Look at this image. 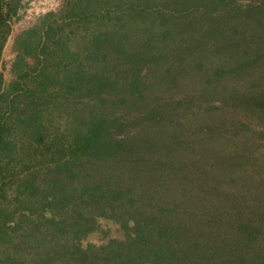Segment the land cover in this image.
Wrapping results in <instances>:
<instances>
[{"label":"trees","instance_id":"1","mask_svg":"<svg viewBox=\"0 0 264 264\" xmlns=\"http://www.w3.org/2000/svg\"><path fill=\"white\" fill-rule=\"evenodd\" d=\"M66 3L0 70V264H264V0Z\"/></svg>","mask_w":264,"mask_h":264},{"label":"rangeland","instance_id":"2","mask_svg":"<svg viewBox=\"0 0 264 264\" xmlns=\"http://www.w3.org/2000/svg\"><path fill=\"white\" fill-rule=\"evenodd\" d=\"M66 5V0H23L22 8L18 12V17L14 21H12L11 33L2 52L0 70L4 78L3 88L8 89L10 85L16 82L17 80L15 75L12 73V69L19 55V53L16 51V42L20 35L31 28L39 26L41 20L47 14L54 13L60 16L61 13L65 10ZM84 102L87 104H92L93 101L90 102L89 100H85ZM207 103H212V100L210 99ZM215 105L220 107L221 102H216ZM227 112H229L233 118H237L240 121L247 122V119L244 118L242 115L232 114L230 111ZM253 120L254 121H251L250 124L252 125L254 131L260 132V130H263V128H261L259 124H256L257 120L255 118H253ZM257 140L258 143L261 144V147H259L257 150L259 152L264 153V137H262L261 140L259 135ZM262 230L264 232V221L262 224ZM124 239L125 231L120 224H116L115 222L108 220H99L97 231H95L92 235L88 237L87 241L84 244V247L89 246L90 244L91 246H95L98 248L99 246L104 245L111 240L123 241ZM230 240L232 239H229L224 243L227 244L228 242H230ZM262 242L264 244L263 240ZM250 252L254 256L252 258L262 259V256H260L259 254H255L254 251ZM254 259L252 261H254ZM234 262L235 264H252L251 259L249 258L245 263H243L242 257H240L238 261L234 260Z\"/></svg>","mask_w":264,"mask_h":264}]
</instances>
